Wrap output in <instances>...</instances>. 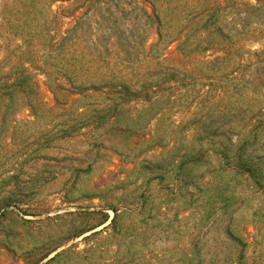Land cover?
<instances>
[{"label": "rangeland", "instance_id": "obj_1", "mask_svg": "<svg viewBox=\"0 0 264 264\" xmlns=\"http://www.w3.org/2000/svg\"><path fill=\"white\" fill-rule=\"evenodd\" d=\"M208 1L51 0L38 43L85 18L64 52L35 46L38 61L0 16V76L28 59L46 103L0 101V264H264V0L229 12L225 29L244 31L231 76L201 62L224 55L217 33L177 49L188 11ZM154 9L177 32L160 40ZM105 31L131 39L130 100L101 78L75 88L51 64L74 54L96 76L103 51L116 69Z\"/></svg>", "mask_w": 264, "mask_h": 264}, {"label": "trees", "instance_id": "obj_2", "mask_svg": "<svg viewBox=\"0 0 264 264\" xmlns=\"http://www.w3.org/2000/svg\"><path fill=\"white\" fill-rule=\"evenodd\" d=\"M50 1L51 0H3L1 5L0 16L3 25L7 26L18 24L19 27L14 29V34L22 38L23 44L26 45L28 49L33 47L36 53H38L37 58L31 57L32 60L33 58H36L34 60L38 61L41 58L39 55V49H35V46H38L40 49H47L48 58L52 57L50 55L53 51H55L54 48H61L62 52H64L69 47V43L71 42L70 40L77 31L78 26L80 27V25L84 22L85 17L81 16L79 17L75 27L60 40L53 38L52 41L45 40L43 43H38L40 35L49 32V14L45 8V5H47V3ZM242 2L243 1L241 0H210L202 5V7H191L192 9L189 10L187 14L193 15L194 19H196V24L189 26L179 25L180 30L178 32H180V36L177 38V40H179L177 49L181 51L186 50L188 44L193 42L196 38H201L206 33H217L220 37H222V39L228 41L226 45L227 47L223 49L225 50L224 55L218 56L212 61L201 62H203V64L208 67L214 65L216 69H227L226 76L234 75V73L238 71V68H240L242 64V59L236 60V62L232 61L233 58L231 55H233L238 49L235 44V37L244 33V31H242L243 28L237 24L232 27V29L235 30L234 32L227 31L225 27H227L229 23H235L234 19L230 20L228 15L231 10L233 11L235 9H239L237 5L241 4ZM156 9H154V14H156V19L158 20L157 22L160 24V27L165 26L163 33H159L160 40H162L163 38H168L171 36V34L173 35V33L177 32L176 30L178 29H175L173 25L167 24L170 21H167L166 17L161 19ZM150 18H153L152 15H150ZM168 27L169 29L173 27L174 30L170 31ZM113 34L117 36L118 40L117 44L119 49L117 51H114L111 48L113 42H116L113 39ZM130 34L128 33L129 37ZM104 38V51H107L109 55H113L115 53L117 56V61L115 63L116 69H110V58L112 57L103 56V51H100L99 53L100 56L97 61V65L99 64V73L96 76L91 75L89 73V69L86 68L85 65L79 66L80 58H74V54L69 56V53L62 54L61 59L57 58V61L51 64L57 66L61 73V77L65 78L68 83L75 88L81 87L87 90V86L89 84L91 86H95V79L101 78L104 80L102 84L106 87H111L115 90L122 89L123 91L128 92V98L125 100H130L134 94V92L130 89V85L134 84L136 81H129L131 80L130 77L126 73L122 72H127L128 69L132 68V60L130 57L131 39H125L122 34L120 35L116 32L110 33L109 31H105ZM197 49L199 52L208 50L207 47L202 49L197 47ZM232 51L233 53H231ZM49 52H51V54ZM254 53L258 55L260 52L256 51ZM43 55V57L46 56L45 54ZM81 58L84 57L81 56ZM27 60L24 59V61L19 64L15 75L5 72L1 74L0 101H6L7 109H12L17 107V104L15 103L21 97V100L25 103L24 106H27L31 110H35L38 113L46 106V103L43 99L35 76L31 73L30 69L26 65ZM44 63L47 64L48 59L44 60ZM120 67L124 68L119 69ZM45 75L49 79V86L55 94L57 93L58 89L65 90V85L61 82L60 77L55 75V73L47 70L45 71ZM164 75H167L168 77H177V72L171 71L170 73H165ZM100 118H105V116ZM64 132L65 131L61 129L58 133L64 134Z\"/></svg>", "mask_w": 264, "mask_h": 264}]
</instances>
